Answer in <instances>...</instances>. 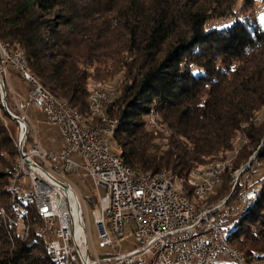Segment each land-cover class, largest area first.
<instances>
[{"label": "trees", "instance_id": "16d2710c", "mask_svg": "<svg viewBox=\"0 0 264 264\" xmlns=\"http://www.w3.org/2000/svg\"><path fill=\"white\" fill-rule=\"evenodd\" d=\"M201 2L0 0V41L10 51L22 50L43 88L86 120L87 99L97 89L91 85L113 90L105 111L117 121L112 147L135 171L187 180L193 170L229 157L245 137L221 185L205 201L232 200L261 184L226 238L245 259L260 258L264 175L252 178L264 168V15L250 22L231 9L213 17ZM251 50L257 52L249 57ZM5 116L10 119L0 103V209L6 214L0 217V264H52L32 211L26 236L13 233L7 185L14 166L7 158L17 153L1 122ZM254 152L260 166L240 176L231 191V173Z\"/></svg>", "mask_w": 264, "mask_h": 264}, {"label": "built area", "instance_id": "2783aa9c", "mask_svg": "<svg viewBox=\"0 0 264 264\" xmlns=\"http://www.w3.org/2000/svg\"><path fill=\"white\" fill-rule=\"evenodd\" d=\"M10 73L29 85L26 102H19L11 92L20 115L10 111L5 103ZM114 94L102 86L95 89L87 99L86 120L43 88L28 68L22 50L10 51L0 41V101L5 98L1 106L16 122L18 131L13 141L16 162L7 185L16 218L12 221L14 235L19 239L26 236L32 211L40 222L36 234L52 264H216L220 256L228 257L229 264H264V257L245 259L226 240L236 226L232 217L246 211L260 186L254 185L237 195L234 200L241 205L239 209L229 206V196L205 201L221 185L223 173L246 144V138L241 137L230 158L193 170L187 180L167 172L151 175L135 171L112 150L117 121L108 119L105 111ZM28 105L40 109L45 122L58 129L64 142L58 153L44 150L37 139L29 142L28 119L23 113ZM1 122L10 134L6 120L1 118ZM154 123L150 120L148 124L154 127ZM255 155L256 152L231 173V191L241 175L260 166ZM70 173H80V179L88 181L96 195L93 219L98 247L112 248L113 239L124 237L128 229L135 244L133 249L123 255L101 257L93 250L90 256L87 208L66 178ZM202 200L204 203L199 205ZM0 217L6 218L3 209ZM21 226L22 232H17Z\"/></svg>", "mask_w": 264, "mask_h": 264}, {"label": "rangeland", "instance_id": "374dc122", "mask_svg": "<svg viewBox=\"0 0 264 264\" xmlns=\"http://www.w3.org/2000/svg\"><path fill=\"white\" fill-rule=\"evenodd\" d=\"M201 3H202L201 4L202 9L211 10V16L213 17L226 16V14L229 13L231 9H232L231 12H233L234 15H237L239 18H241L243 15L247 17L246 20L250 22H254L256 19H259L260 16L264 15V4L259 0H251L250 3L248 0H202ZM256 52H254V50H251L247 54L250 57ZM12 75L11 73H10V76L8 75L9 78L6 83V89H5L6 94H7L6 95L7 100L5 103L7 104L8 109L10 111L14 112L15 114L20 115L18 110H16L15 108V104L13 103L11 92L14 93V95L16 96L19 102H26L28 99L29 85L25 82L15 79L14 76ZM110 83L114 85L115 79L112 80ZM91 87L100 88V86H96L94 84H92ZM23 113L28 119V127H29L28 129H30L29 134L31 136V140L29 142L30 143L34 142L37 139V141H39L41 147L44 150L58 153L60 149L62 148V146L64 145V142L62 141L56 126L47 124L45 122V117L42 111L40 109H36L33 105L25 106ZM4 118L7 122V127L9 129L12 140L15 141L18 135V131L16 129L17 124L16 122L14 123L12 120L8 119L6 116ZM112 150L115 152L114 149ZM230 157H231V154L227 158H230ZM75 160H79V159L75 158ZM7 161H9V163L14 166L16 162V156L12 154L10 158H7ZM244 163L245 162H240L237 167L240 168ZM6 171H10V170H6ZM255 171H256L255 172L256 174L254 175L252 180L260 179L261 177H263L264 168H257ZM245 175H248V173ZM245 175L243 176L241 175L242 179L246 177ZM66 178L68 181H70L72 185L75 186L78 193L84 200V204H85L84 206H86L87 208V211H86L87 218L86 219L88 220V230H89L88 232L90 233V240H91V243L89 242L88 244L90 256L93 255V250L99 257H101L105 255L112 256L117 253L120 255H123V254H126L131 249H133L135 244H133L134 243L133 237H132V234L128 231V229L125 230L126 234L124 237L117 239V240H115V238L113 239L114 245L112 248L101 249L98 247L97 244L99 242V239H98V235L96 232V227H95L94 219H93L94 217L93 207L96 204V198H95L96 195L94 194L90 186V183L86 180L80 179L81 178L80 173H70L66 176ZM229 206L233 209L234 208L239 209L241 205L236 200L232 199L229 202ZM239 215L232 217L231 222L237 221L239 218ZM29 220H27L28 228H32L33 224ZM38 227L39 226H37L36 229ZM26 228H27V224H26ZM17 232H22V226L21 228L17 229ZM229 263H230V259L224 256H220L216 262V264H229Z\"/></svg>", "mask_w": 264, "mask_h": 264}, {"label": "water", "instance_id": "95a60500", "mask_svg": "<svg viewBox=\"0 0 264 264\" xmlns=\"http://www.w3.org/2000/svg\"><path fill=\"white\" fill-rule=\"evenodd\" d=\"M2 102H5V98H4V97L2 98V100H1L0 103H2ZM257 185L260 186V190H261V187H262L261 184H257ZM259 192H260V191H259ZM258 194H259V193H258ZM257 196H258V195H257ZM251 203H252V202H251ZM251 203H250V204H251Z\"/></svg>", "mask_w": 264, "mask_h": 264}, {"label": "crops", "instance_id": "0c3cea01", "mask_svg": "<svg viewBox=\"0 0 264 264\" xmlns=\"http://www.w3.org/2000/svg\"><path fill=\"white\" fill-rule=\"evenodd\" d=\"M11 75H12V74H11ZM9 76H10V75H9ZM12 76H14L15 79H18V77H16L14 74H13ZM18 80H19V79H18Z\"/></svg>", "mask_w": 264, "mask_h": 264}, {"label": "bare ground", "instance_id": "6f19581e", "mask_svg": "<svg viewBox=\"0 0 264 264\" xmlns=\"http://www.w3.org/2000/svg\"><path fill=\"white\" fill-rule=\"evenodd\" d=\"M11 74H13V73H11ZM15 75V74H14ZM75 214H76V212H75Z\"/></svg>", "mask_w": 264, "mask_h": 264}]
</instances>
